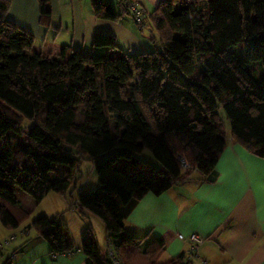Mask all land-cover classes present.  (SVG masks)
Returning a JSON list of instances; mask_svg holds the SVG:
<instances>
[{"label": "trees", "instance_id": "16d2710c", "mask_svg": "<svg viewBox=\"0 0 264 264\" xmlns=\"http://www.w3.org/2000/svg\"><path fill=\"white\" fill-rule=\"evenodd\" d=\"M12 2L0 0L1 225L17 229L30 213L17 189L36 204L70 190L71 206L102 221L107 245L125 264H186L184 252L162 261L164 241L145 243L128 233L125 218L146 193L193 173L200 183H214L228 139L264 158V0H159L150 12L141 0H116L119 9L110 0H89L97 18L128 14L139 30L151 27L149 38L161 48L123 52L114 35L96 33L92 53L70 48L62 55L43 52L33 33L8 18ZM37 2L39 22L48 25L49 0ZM133 2L141 24L129 9ZM250 63L262 77L251 74ZM145 150L160 165L157 179L133 158ZM181 152L190 168L180 165ZM85 161L92 162L96 187L73 196ZM58 215H40L23 231H35L54 257L79 249L85 264H109L106 244L101 249L89 227L77 247Z\"/></svg>", "mask_w": 264, "mask_h": 264}, {"label": "crops", "instance_id": "0c3cea01", "mask_svg": "<svg viewBox=\"0 0 264 264\" xmlns=\"http://www.w3.org/2000/svg\"><path fill=\"white\" fill-rule=\"evenodd\" d=\"M141 1L148 12L154 8L151 5L158 3V0ZM49 5L48 25L39 22L37 0H13L8 15L12 22L35 35L36 47L45 53L62 55L70 48L93 51L91 41L96 33L114 35L118 44L122 41L128 44L126 52L147 50L128 14L118 21H108L95 17L91 6L84 8L81 0H49ZM216 170L218 177L214 183H200L194 178L198 183L187 189L186 181H182L160 192L146 193L125 218L126 231L144 237L145 243L153 238L162 239L163 261L185 253L187 244L178 239V234L196 233L204 238L198 255L205 264H264V158L228 139ZM48 195L45 198L54 201L51 214L62 212L60 204L67 199L57 202ZM71 209L69 212L77 213L78 209ZM80 232L79 239L83 238L85 228ZM9 234L0 223V240ZM14 241L8 250L22 246L19 251H13L14 263L9 260V264H85V256L79 249L54 257L47 243L38 236L19 237ZM106 242L105 237L107 247Z\"/></svg>", "mask_w": 264, "mask_h": 264}, {"label": "rangeland", "instance_id": "374dc122", "mask_svg": "<svg viewBox=\"0 0 264 264\" xmlns=\"http://www.w3.org/2000/svg\"><path fill=\"white\" fill-rule=\"evenodd\" d=\"M113 3V6L115 7V9H119L118 5L116 3V0H110ZM154 1V0H153ZM159 1V0H158ZM81 4L82 6L86 9L90 8V3L89 0H81ZM156 4L151 5L152 7H155ZM149 9V8H148ZM151 9V8H150ZM153 9V8H152ZM136 30L135 33L138 37H140V34L142 35L141 39L144 40L145 44L143 45L144 49H147L146 51H152L155 49V45H157V48L160 50L161 46L159 45V41H156V44H154L149 36L151 35V27L149 26H145V28H143L142 30H139L138 27L136 25H134ZM134 28V29H135ZM145 38V39H144ZM119 42V41H118ZM121 44V45H119ZM119 48L123 50V52H125V50L128 49V44H126L125 42H119ZM242 45V44H241ZM96 50H100V52L97 53H106V51L108 50L106 47H97ZM129 50H131L129 48ZM130 52L133 53V50H131ZM84 53H92L90 51L87 52V50H85ZM117 50H111L109 52V54L111 56L116 55ZM250 69H251V74L259 79L260 77H262V71L260 69V66L257 63H250ZM218 112V116L221 120V123L224 126L225 132L227 135H229L230 133V124H229V120L226 116L225 111L222 108H219L217 110ZM182 153V152H181ZM133 158L135 159V161H137V163L139 164L140 168L147 171L151 177H153L154 179H157L160 176V171L157 169L160 165L158 163V161H156V159L153 157V155L148 151L145 150L140 154H135L133 156ZM81 171L82 174L80 176V178L77 181L76 184V188L73 191V196L76 195V193L78 191H91L94 190L97 184V177L95 174V171L93 169V165L92 162L89 161H85L83 163V165L81 166ZM194 178H196V180L198 179V176L195 174L192 176V178H189L187 180H185V188H190L191 186H194V184H197L194 181ZM51 179H55V177L51 176ZM189 180V181H188ZM69 192L70 190L66 193V195H60L58 193L55 192H50L48 196H51L52 198H56L57 202L61 201V198H66L67 201L66 203L60 204L62 212L59 213L58 215V221L59 222H65L66 224V233L69 237H71L74 242L80 246L81 240L82 238L80 237V239L78 238V235L81 233L80 231L85 228V230L87 231V228L89 227L92 231V233L94 234L95 238L97 239V241L100 244L101 249H104L105 247V233H104V225L102 223V221L95 215L91 214V213H81L77 210V213H73V212H69L70 211V207L72 208L71 210H73L74 207L71 206V199L69 197ZM17 196L19 198V200L21 201V203L24 205V207H26L30 213L28 214L27 218L20 224V227L14 230H10V236L14 235V239L5 237L2 240H0V243L2 244V247L0 248V264H2V262H6L8 259L12 261V263H14V256L12 255L13 249H9L11 248L12 245L15 243V239L19 238V237H33V236H37L35 231L33 230H28L25 233L22 234V231L24 229V227L26 225H28L34 218L40 216V215H53L51 213H53V202H51L47 197L44 200H42L39 204H36L33 200V198L27 194L26 192L17 189ZM53 200V199H52ZM56 205V204H55ZM62 205V206H61ZM75 214V215H74ZM3 249V250H1ZM18 251L20 250V248L18 247L17 249ZM16 250V251H17ZM2 253V254H1ZM10 256V257H9ZM163 259V257H162ZM163 261V260H162Z\"/></svg>", "mask_w": 264, "mask_h": 264}, {"label": "built area", "instance_id": "2783aa9c", "mask_svg": "<svg viewBox=\"0 0 264 264\" xmlns=\"http://www.w3.org/2000/svg\"><path fill=\"white\" fill-rule=\"evenodd\" d=\"M125 1V0H124ZM130 11L134 14L137 24L142 23L143 12L140 9L137 2L131 3L129 6ZM180 165L183 168H190L187 163L183 153L177 156ZM178 239L187 244V249L185 251V262L186 264H205V260L200 258L198 255V247L203 243L204 238L196 233H191L189 235L178 234ZM1 247V243H0ZM107 257L109 259V264H125L122 261L121 255L115 246L108 243L107 245Z\"/></svg>", "mask_w": 264, "mask_h": 264}]
</instances>
